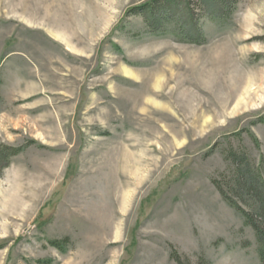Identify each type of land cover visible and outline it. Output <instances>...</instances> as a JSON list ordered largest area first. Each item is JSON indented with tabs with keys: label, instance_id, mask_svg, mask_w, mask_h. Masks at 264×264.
Here are the masks:
<instances>
[{
	"label": "rangeland",
	"instance_id": "rangeland-1",
	"mask_svg": "<svg viewBox=\"0 0 264 264\" xmlns=\"http://www.w3.org/2000/svg\"><path fill=\"white\" fill-rule=\"evenodd\" d=\"M152 1L0 0V264H261L214 180L264 162V0Z\"/></svg>",
	"mask_w": 264,
	"mask_h": 264
},
{
	"label": "trees",
	"instance_id": "trees-1",
	"mask_svg": "<svg viewBox=\"0 0 264 264\" xmlns=\"http://www.w3.org/2000/svg\"><path fill=\"white\" fill-rule=\"evenodd\" d=\"M155 1L153 0L152 4L145 2L142 5L130 9V15L149 14L150 17L153 16V20L150 22L156 25V27L153 26L154 28L160 30L171 29L167 25H164V23L167 19L170 20L173 12L172 7L178 0H165L164 5L161 4V0L159 2L160 4L158 1ZM154 10H156V13ZM160 14L163 17L159 16ZM172 21L175 24L179 23L176 18L174 19V16ZM182 29L185 30L189 38L188 40L191 42L199 43L205 40L204 35L200 31L193 32L192 24L189 30H186L185 27H180L178 30H176V27L173 28L175 31H182ZM16 151L4 148L0 150V156L7 159L8 155L15 154ZM226 160L227 168L225 172L220 176V180H214V183L229 204L236 207L243 214L245 222L255 230L259 243L258 252L260 261L261 264H264V162H262V165H255L246 152L234 150L228 153ZM2 162L0 160V164ZM52 243L54 245L58 244L57 241H53Z\"/></svg>",
	"mask_w": 264,
	"mask_h": 264
},
{
	"label": "bare ground",
	"instance_id": "bare-ground-1",
	"mask_svg": "<svg viewBox=\"0 0 264 264\" xmlns=\"http://www.w3.org/2000/svg\"><path fill=\"white\" fill-rule=\"evenodd\" d=\"M126 73L129 74V75H131L130 72H128V71H126ZM148 100L150 101V100H152V99H148ZM151 102L155 103L154 101H151ZM138 162H139V160H138ZM127 199H128L127 196L124 195V200L126 201Z\"/></svg>",
	"mask_w": 264,
	"mask_h": 264
}]
</instances>
